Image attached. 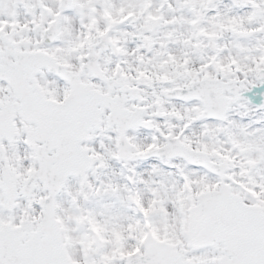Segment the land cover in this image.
Listing matches in <instances>:
<instances>
[{
  "label": "snow or ice",
  "instance_id": "6c2138e0",
  "mask_svg": "<svg viewBox=\"0 0 264 264\" xmlns=\"http://www.w3.org/2000/svg\"><path fill=\"white\" fill-rule=\"evenodd\" d=\"M0 264H264V0H0Z\"/></svg>",
  "mask_w": 264,
  "mask_h": 264
}]
</instances>
